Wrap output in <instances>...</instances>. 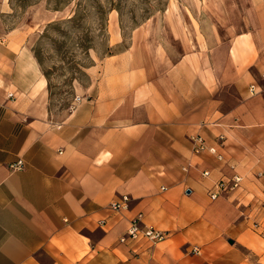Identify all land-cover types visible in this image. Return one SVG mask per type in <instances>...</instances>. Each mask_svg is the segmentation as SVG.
Listing matches in <instances>:
<instances>
[{"label":"crops","instance_id":"0c3cea01","mask_svg":"<svg viewBox=\"0 0 264 264\" xmlns=\"http://www.w3.org/2000/svg\"><path fill=\"white\" fill-rule=\"evenodd\" d=\"M247 12L224 57L105 58L60 119L24 28L0 35V264H264V0ZM196 134L221 137L222 160L194 154ZM138 213L166 240L120 243Z\"/></svg>","mask_w":264,"mask_h":264},{"label":"rangeland","instance_id":"374dc122","mask_svg":"<svg viewBox=\"0 0 264 264\" xmlns=\"http://www.w3.org/2000/svg\"><path fill=\"white\" fill-rule=\"evenodd\" d=\"M250 6L251 0H14L12 13L0 15V35L24 28L48 82L50 111L60 119L76 97L88 96L107 57L173 61L196 49L224 57L228 29L243 30ZM253 225L264 231V222Z\"/></svg>","mask_w":264,"mask_h":264},{"label":"built area","instance_id":"2783aa9c","mask_svg":"<svg viewBox=\"0 0 264 264\" xmlns=\"http://www.w3.org/2000/svg\"><path fill=\"white\" fill-rule=\"evenodd\" d=\"M251 91H254V86L250 87ZM76 101H79V97H76ZM222 138L219 137L218 141L215 145H208L206 140L200 134L192 135L190 137V142L192 145V152L194 154H199L202 152H209L216 156L218 160H222V155L218 152V146L222 144ZM24 167V162L22 160H18L15 163L10 165L11 170H21ZM207 172H204L203 175H206ZM241 178L238 176H234L230 180L221 179L218 181L214 191L210 193V198L212 200L217 199L221 194L226 193L228 191H232L238 187ZM129 197L122 196L118 201L112 202L108 209L113 212H121L128 208ZM99 225H104V221H99ZM168 234L160 229L149 227L143 222V214L138 213L129 221V226L126 229L125 233L119 238L120 243H128V242H141L146 243L151 247L163 242L166 240ZM200 252L199 247L195 246L192 248V253L197 254Z\"/></svg>","mask_w":264,"mask_h":264}]
</instances>
